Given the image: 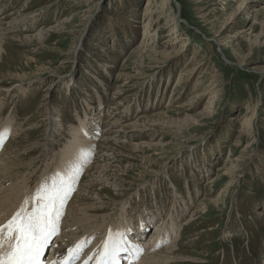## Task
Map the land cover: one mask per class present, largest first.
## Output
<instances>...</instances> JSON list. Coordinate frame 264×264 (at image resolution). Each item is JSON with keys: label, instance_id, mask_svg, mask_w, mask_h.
<instances>
[{"label": "rangeland", "instance_id": "obj_1", "mask_svg": "<svg viewBox=\"0 0 264 264\" xmlns=\"http://www.w3.org/2000/svg\"><path fill=\"white\" fill-rule=\"evenodd\" d=\"M260 1L250 2L239 15V2L232 0H0V132L12 124L0 154L5 150L12 159H37L20 173L22 178L29 175L32 191L43 175L49 173L50 178L64 161L63 151L76 140L77 116L93 117L97 141L110 148L109 160L101 163L106 169L93 175L105 181L91 188L96 190L87 184L84 191L99 205L108 202L98 212L101 225L102 215L109 223L125 214V208L131 216L144 209L151 212L146 213L151 224L142 241H149L160 227H154L152 215L178 221L171 240L154 250L178 238L173 248L178 259L165 264H264ZM147 7L155 22L149 26L153 32L146 34ZM23 14L29 15L26 21L10 26ZM189 67L194 74L185 71ZM46 109L60 126L48 154L41 146L49 136ZM131 122H138L133 131L138 136L115 132ZM35 142L39 146L33 155L23 151ZM98 151L74 180L59 224L66 216L73 221L68 201L76 182L92 180L85 172ZM113 152L123 153L113 161ZM228 168L233 175L225 174ZM175 186L187 203L176 200ZM199 207L204 209L196 214ZM191 218L194 221L187 224ZM80 221L74 220L73 230L81 236ZM83 252L79 259L88 258L90 252ZM51 253L45 251L47 261Z\"/></svg>", "mask_w": 264, "mask_h": 264}, {"label": "bare ground", "instance_id": "obj_2", "mask_svg": "<svg viewBox=\"0 0 264 264\" xmlns=\"http://www.w3.org/2000/svg\"><path fill=\"white\" fill-rule=\"evenodd\" d=\"M165 1L168 2V0H165ZM176 1H178V0H176ZM232 1L239 2V6H238L236 12L238 13V11H240L239 15H241L242 12H244L246 10V8L248 7V4L250 2L253 3L252 5H254V4L256 5L259 3L260 0H250V1L249 0H232ZM263 1L264 0H261L260 2H263ZM149 2H148V5L150 6L151 3H149ZM243 6H244V9H242ZM145 13H146V14H144L146 16L145 19L150 18L146 24V28H147L146 34L152 33L153 30H150L149 26L150 25L152 26V24H154L155 21L152 22V18L150 17L151 12H149V8L146 10ZM234 14H236V13H234ZM247 14H249V13H247ZM21 16H22L21 18L19 17L17 19L15 18L16 20H12L10 26H12V27L16 26L15 24H17L18 21H26L25 19L29 15L23 14ZM30 19H32V18H30ZM256 20H258L257 17H256ZM3 23H4L3 20L0 19V31L2 29ZM263 24H264V22H262V25ZM257 25H259V24H257ZM178 36H180V35H178ZM26 38H28V37H26ZM3 39H4V37H2V35H0V56H1V52L3 50ZM168 42H170V41L168 40L167 43ZM169 44L170 43H168V46H169ZM189 68L185 69V71L189 70L188 74H194L195 69L191 70V68L190 69ZM120 77H121V75H119V78ZM9 91L10 90H6V91H4V93L6 94ZM204 94H206V93H204ZM46 112L49 115L51 114V112L47 109H46ZM85 114H87V113H85ZM77 118H78V125H75L77 127V129L74 131V134H76V140L75 141L71 140L69 142V144L67 145V149H65L63 151V154H65V157H62V158H64V161H61L57 165V168L54 171L55 174L53 173L54 175L52 174V176H50V178H48V176H47V175H49V173H47L46 176L43 175V178H41V181L39 182L40 184H37V186H35V188H33L32 191H30L31 188L29 189V185H30L29 183L30 182L27 181V178L29 177V175H26L24 178H22L20 173L23 172L22 174H25V171L29 167H31L32 164H34V162L37 159L35 157H32V158L29 157V159L27 161L26 160L24 161L23 155H21V156H23V158H21V159H18V158L12 159L11 158L12 155L11 154L9 155L8 152H6L5 150H3V153L0 154V223H5L24 204L26 199L29 201L28 207L31 208V206L35 203V200H33L32 198L34 197L36 190L44 182H48L49 184H51V179L53 176L73 177V183H74V180H77L76 178H78V176L81 174L82 170H85L84 169V167L86 166L85 164L91 163L92 153L94 151H96V149H98L99 150L98 153L95 154L96 156H94V160L96 159V161L92 164V166H89V168L85 172L87 174V176H92V180H89L90 182H86V183L76 182L75 193H74L72 199L68 201V203H69L68 208L71 209L70 213L73 215V212H74V215H73L74 218H72L73 221L69 222L67 220V216H66V219H63L64 221L61 222L60 224L58 221V230L61 229V232H60V234H58L56 236V243L53 245L55 247L50 249V250H52V253H51V256L48 259V261L57 260L58 258L64 259L67 256L66 250L69 248H75V246L77 244H79V245H81L82 249L85 250V253L90 252V254H89L88 258L84 259L82 257L81 259L76 260L74 262V264H84L85 260H88L89 264H96V261L99 259L100 254L103 251L104 243L107 240L110 232L111 233L123 232L124 233L123 238L125 240L131 241V244L139 245L140 248H142V252H140L136 248H132V247H129L128 251H121L117 257L119 264H125V263L126 264H165V263H169L171 261H175L176 259H178L173 254V252H174L173 248H174V245H176L175 243L178 241L177 240L178 238L176 239V241H172L169 246L164 247V249H162L161 251L154 252V250L158 249L159 245H161L164 240L165 241L167 240L169 242L171 240V238L174 236V232H175L176 228H178V221L174 218H171L168 220L166 218H164L162 220L160 218H156L155 215H152V216H154L153 220L154 221L157 220V224L154 227H157L158 224L160 225V227H157L151 233V237H150L149 241H142L141 240L143 237H145V234H146V232L149 229V226L151 224L150 218L147 219V214H146V213H149V215H151V212H149V211L146 212V210L144 211V209H143L144 213H143V211H141L139 209L138 211L134 212V213H136L135 216H131V215H128V212L130 209L127 210V208H125V205H123L122 208L123 207L125 208V211H126L125 214L119 215L116 219L112 220V222L109 220L110 221L109 223H106L107 222L106 216L104 217L102 215L101 218H103V225H101L102 223H100V220H98V218L101 215H99L100 213H98V212L100 210H104L105 208H103V205L106 204V206H107L108 202L106 201V202L102 203L103 205L102 204L99 205L100 203H98L97 201L95 202L96 198L92 200L91 198H94V197H91L90 194H87L84 191H85V188H88V187H90V189L94 188V186H96L95 184H98L99 182L101 183V182L105 181L104 179H99L98 175L100 174V172L98 175H96L98 177V179H96V180L93 179L94 178L93 175L95 176V173L98 172V169L103 170V168H105V165L101 164V163L106 161V160H109V159H107V157L110 155L109 154L110 148L108 147L109 145L107 146V144H106L107 142L105 143L104 141L103 142L97 141L98 140L97 139L98 133L96 130L97 124H96L95 120L93 119V117L87 116V118H86V116H85V118H83L81 115L80 116L78 115ZM142 118H145V117H142ZM46 119L48 121L45 123V125L47 128V131L49 130V136H48V139L45 140V142H43L41 144L42 149H43L42 151L44 152V154H48L52 150V148H53L52 142H53L54 135L56 133H58L60 130V126L57 122L58 119L56 117L50 115L49 117H46ZM79 119L82 123L83 128L79 122ZM88 119L89 120L91 119V120L89 121ZM145 119H148V117H146ZM246 119H247V117H246ZM117 121L118 120L115 121V124H117L116 123ZM11 126H12V124L10 122H8L7 124H5L3 131L0 132V146L2 145V140H3L4 134L6 133V131L9 128H11ZM136 126H138V122L127 123L125 125H121L120 126L121 128L116 129L115 132L116 131L120 132V133L123 132V133H126L128 137H135V136H138V134L133 133V131L136 130V129H134V128H136ZM139 126H140V124H139ZM246 127H244V128H246ZM139 129H140V127H139ZM247 131H249V130H247ZM15 133H16V131L14 132V135H16ZM38 144L39 143H36V142L31 143V144H27L26 146H24L23 151H29V154L31 153L30 155H33L34 154L33 152H35L36 148L39 146ZM20 149H22V148H20ZM14 153H15V155L18 156V154L20 155L22 152H20V151L19 152H13V154ZM120 153H123V152H120ZM120 153L113 152L112 155L114 158L112 157L113 158L112 160L114 161V160H116L115 158L122 155ZM6 154H8L7 155L8 157H6ZM13 157H15V156L13 155ZM22 166H24L23 170L20 169ZM33 171H31V172H33ZM93 171H94V174H92ZM232 171L233 170L228 168L226 170L225 174L233 175ZM42 172L44 173L46 171L43 170ZM42 172H40V173H42ZM20 177H21V179L19 180ZM116 177L118 178L117 175H116ZM101 178H102V176H101ZM107 180H108V178H107ZM73 183H72V187L75 184V183L74 184ZM87 184H88V187L86 186ZM91 190H96V189H91ZM172 192L175 195L177 201L180 200L181 198H184L176 186L172 190ZM89 193H90V191H89ZM97 195H100V194L98 193ZM100 197L102 198L103 195H100ZM189 200L193 201V197H189ZM174 201H175V199H174ZM186 201H187V199L184 198L183 202L187 203ZM66 203H67V201H66ZM66 203H65V206L67 207ZM155 207L158 209L160 208V206L158 204H156ZM201 209H204V208L199 207L194 212L197 214L198 210L200 211ZM175 213H176L177 217L180 216L178 211H176ZM261 215H264V212H262ZM76 218L81 220L80 223H83V224H80V225L84 226V228L81 229V231H80V232H83V234L81 236L78 235L75 232V230H73L74 229L73 228L74 227V220H76ZM194 219L191 218L187 224L194 221ZM158 221H159V223H158ZM79 227H81V226H79ZM67 228L68 229L71 228L73 230V232H71L72 230L70 229L71 231H69V232L67 231V233H69V234L63 233L64 231L66 232ZM87 230H88V232H86ZM96 233H101L100 234L101 236L98 238H95V240H92L95 236L94 234H96ZM69 238L74 240V242L69 244L67 242V240ZM60 242H63L61 246H60ZM89 243L90 244L93 243L92 246H94V247L88 248L87 245ZM172 243H173V245H172ZM63 245H65V246H63ZM83 253L84 252L82 251V254Z\"/></svg>", "mask_w": 264, "mask_h": 264}, {"label": "snow or ice", "instance_id": "obj_3", "mask_svg": "<svg viewBox=\"0 0 264 264\" xmlns=\"http://www.w3.org/2000/svg\"><path fill=\"white\" fill-rule=\"evenodd\" d=\"M72 183L73 177L53 176L51 184L44 182L36 190L31 208L26 199L5 223H0V264H74L79 259L83 251L79 244L67 249L64 259L47 261L44 255L58 234V221L73 191ZM123 237V232H110L96 264H119V253L128 251L129 247L142 252L139 245ZM84 264L89 261L85 260Z\"/></svg>", "mask_w": 264, "mask_h": 264}]
</instances>
